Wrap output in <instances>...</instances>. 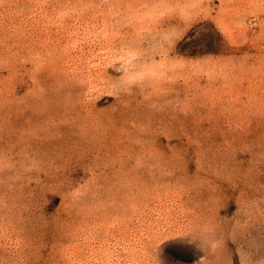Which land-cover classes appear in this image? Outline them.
<instances>
[{"label": "rangeland", "instance_id": "374dc122", "mask_svg": "<svg viewBox=\"0 0 264 264\" xmlns=\"http://www.w3.org/2000/svg\"><path fill=\"white\" fill-rule=\"evenodd\" d=\"M0 264H264V0H0Z\"/></svg>", "mask_w": 264, "mask_h": 264}]
</instances>
